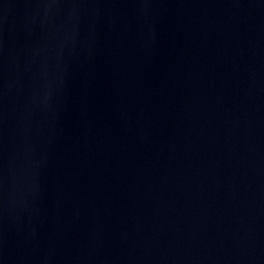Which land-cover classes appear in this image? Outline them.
Returning <instances> with one entry per match:
<instances>
[{"label":"water","instance_id":"95a60500","mask_svg":"<svg viewBox=\"0 0 264 264\" xmlns=\"http://www.w3.org/2000/svg\"><path fill=\"white\" fill-rule=\"evenodd\" d=\"M0 264H264V0H0Z\"/></svg>","mask_w":264,"mask_h":264}]
</instances>
